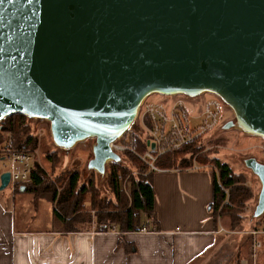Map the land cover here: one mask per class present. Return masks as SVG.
Returning a JSON list of instances; mask_svg holds the SVG:
<instances>
[{
	"label": "water",
	"instance_id": "95a60500",
	"mask_svg": "<svg viewBox=\"0 0 264 264\" xmlns=\"http://www.w3.org/2000/svg\"><path fill=\"white\" fill-rule=\"evenodd\" d=\"M202 91L264 139V0H0V119L44 118L59 147L93 138L98 172L121 159L109 143L143 98ZM244 164L260 183L255 217L264 163Z\"/></svg>",
	"mask_w": 264,
	"mask_h": 264
},
{
	"label": "crops",
	"instance_id": "0c3cea01",
	"mask_svg": "<svg viewBox=\"0 0 264 264\" xmlns=\"http://www.w3.org/2000/svg\"><path fill=\"white\" fill-rule=\"evenodd\" d=\"M0 167L1 173L2 156ZM149 174L157 225L142 216L141 223L149 225L146 232H121L114 224L118 232L103 231L112 225L108 222L67 231L53 217L49 197V204L42 198L46 195L34 197L20 185L9 195L0 189V264H231L233 253L235 264L244 259L250 244L242 252L236 231L214 220L209 210L211 169L167 168ZM16 197L24 206L14 203ZM40 200L47 206L46 225L35 228ZM259 239L256 264H264V234Z\"/></svg>",
	"mask_w": 264,
	"mask_h": 264
},
{
	"label": "trees",
	"instance_id": "16d2710c",
	"mask_svg": "<svg viewBox=\"0 0 264 264\" xmlns=\"http://www.w3.org/2000/svg\"><path fill=\"white\" fill-rule=\"evenodd\" d=\"M29 118L32 116L15 112L0 119V145L5 140L6 135L10 134L14 148L24 151L37 148L38 141L31 134L27 123ZM199 144L200 142H192L178 149L167 151L156 158V164L159 167L188 168L191 166L192 155L201 148ZM144 147L145 142L138 138L137 149L141 151ZM124 155H128L134 162L136 161V164H139V168L144 170V166L132 154L124 153ZM196 159V162L202 163L198 155ZM203 159L206 160V157ZM209 162L216 169V173L212 174L213 190L209 210L214 220L227 217L228 230H233L239 225L240 208L244 201L251 197V192L248 187L241 184V181L226 162L220 161L216 157L209 159ZM126 172L127 169L121 167L119 162L111 163L108 182L112 194L121 202V205L115 203L103 205L101 201L97 202L94 197H91L90 204L95 209L94 220L114 224L121 232L138 231L142 226H149L148 223H141L143 216L150 225L156 227L157 223L153 215L154 192L150 174H139L136 179H131V190L126 199L121 192L119 183L121 174L124 175ZM61 182L59 185L61 188L58 190L53 181L46 183L42 168L32 161L28 179L20 183V186L23 187V191L33 194L34 197L48 195L52 204L53 217L62 224L61 227L64 230H82L88 227L92 222L91 216L79 205L81 196L89 192L88 185L78 184L77 171L67 174ZM263 215L264 212L255 216L259 218L257 225L260 224Z\"/></svg>",
	"mask_w": 264,
	"mask_h": 264
},
{
	"label": "rangeland",
	"instance_id": "374dc122",
	"mask_svg": "<svg viewBox=\"0 0 264 264\" xmlns=\"http://www.w3.org/2000/svg\"><path fill=\"white\" fill-rule=\"evenodd\" d=\"M160 96V94L154 93L149 95V98L156 99ZM228 121H232V123L228 124ZM27 123L30 127L29 130L31 134L34 135L38 141L37 148H34V150L30 149L29 151L32 157L31 163L34 161V163H37V165L42 168L46 183H51L53 181L57 190L61 188V186H59L62 183L61 180H63L67 174L77 171L78 184L88 185L89 188V192L81 196L79 205L84 211L89 212L92 222L97 221H95L93 217L95 209L91 207V197H94L97 202L101 201L103 205H106L107 203L121 205V202H119V200H117L112 194L108 182L109 168L112 162H119L121 167L123 166L127 169V172L124 175L121 174L119 178L121 192L126 199L129 197L131 190V179H136L139 174H144V170L139 168V164H136V161L134 162L128 157V155H124L119 161L107 159L104 164L103 172H98L97 170L88 167V161L92 157L91 146L94 142L93 138H85L68 148L59 147L55 145L51 139L48 120L32 116V118L27 120ZM224 124H228L227 127H223ZM199 146H201V148L192 155L191 165L192 163H195L207 167L208 169H212L214 167L210 164L209 159L216 157L220 161L226 162L232 172L241 181V184L248 187L251 192V197L246 199L240 208L241 218L239 225L233 229L236 231V235H238L237 237L240 238L243 252L244 249L246 250L248 244H250L246 232L249 229L258 226L257 221H259V218L254 217L252 212L260 187L258 178L247 166H245L244 159L254 157L256 160L264 163V154L262 152L264 139L260 136L249 134L239 129L231 109L225 105L218 128L202 139ZM197 155L201 158L202 163L195 161ZM203 157H206V160H204ZM17 189L18 188L15 190ZM9 190L10 186L7 184L4 187V192L9 195ZM28 197L31 196L28 195ZM42 198L48 203V195ZM14 203L22 207L25 202L23 203V201L16 197ZM29 204L32 205L30 202ZM23 213L24 212H22V214ZM46 213V203L44 200H40L38 204V212L33 214L36 217L34 220L35 228L44 227L46 225ZM222 221L227 226L228 218L224 217ZM98 223L104 224L106 222L99 221ZM232 236H234V234H232ZM232 256L231 264H235L236 257L234 259V253ZM241 257L249 258V252L247 255L243 254ZM239 261L237 264L240 263Z\"/></svg>",
	"mask_w": 264,
	"mask_h": 264
},
{
	"label": "built area",
	"instance_id": "2783aa9c",
	"mask_svg": "<svg viewBox=\"0 0 264 264\" xmlns=\"http://www.w3.org/2000/svg\"><path fill=\"white\" fill-rule=\"evenodd\" d=\"M160 95L156 99L149 98V95L143 98L132 124L109 143L111 150L120 157L124 153L132 154L144 166V174L167 169L156 164V158L163 153L192 142H200L213 133L218 128L225 106L219 96L209 91L191 97L183 93ZM138 138L145 142L141 151L137 149ZM262 152L264 154V146ZM0 154L3 170L9 173L7 184L13 192L28 179L32 165L31 153L14 148L11 136L7 134L0 145ZM188 168L200 169L203 166L192 163ZM211 170L216 173L215 168ZM102 229L118 232L113 224L109 227L105 225ZM147 230L144 226L139 229L143 232ZM246 233L250 236L249 258L242 259L239 264H256L259 235L264 234V215L260 224Z\"/></svg>",
	"mask_w": 264,
	"mask_h": 264
}]
</instances>
